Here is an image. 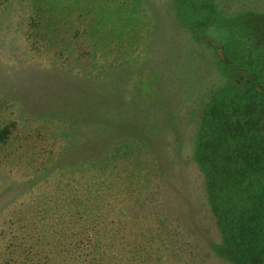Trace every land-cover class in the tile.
Wrapping results in <instances>:
<instances>
[{"label":"rangeland","instance_id":"rangeland-1","mask_svg":"<svg viewBox=\"0 0 264 264\" xmlns=\"http://www.w3.org/2000/svg\"><path fill=\"white\" fill-rule=\"evenodd\" d=\"M216 53L261 68L264 0H0V264H264L201 126Z\"/></svg>","mask_w":264,"mask_h":264},{"label":"trees","instance_id":"trees-1","mask_svg":"<svg viewBox=\"0 0 264 264\" xmlns=\"http://www.w3.org/2000/svg\"><path fill=\"white\" fill-rule=\"evenodd\" d=\"M259 60L256 63L262 65L260 69L251 65L237 80L234 76L239 69L234 59H229L228 56L221 58L216 53L213 63L228 69L226 81L229 88L237 92L232 96L218 93V90L210 92L208 89L204 94L207 100L203 101L201 108L202 119L198 115L202 128L210 131V137L216 138L217 147L226 142L225 138L232 143L233 153L227 157L228 166L221 165L222 160L217 153H214L212 159L217 177H225L229 181L221 183L223 191L226 187L236 189L235 187L249 181L255 196L252 205L257 209L256 213L247 210L253 214L246 219L251 220L252 224L247 229L243 227L239 230L242 240L236 243L235 252L241 255H234L237 259H264V245L259 242L260 239L264 244V193L258 194L259 188L264 190V59ZM234 201L235 199H230L229 205ZM244 204L247 203L236 200L232 206L236 205L242 210ZM257 214L261 215L260 220ZM243 217L244 215L242 219Z\"/></svg>","mask_w":264,"mask_h":264}]
</instances>
